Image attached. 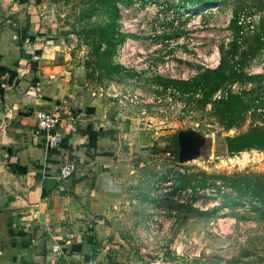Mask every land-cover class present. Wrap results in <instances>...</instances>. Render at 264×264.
<instances>
[{
    "label": "rangeland",
    "instance_id": "obj_1",
    "mask_svg": "<svg viewBox=\"0 0 264 264\" xmlns=\"http://www.w3.org/2000/svg\"><path fill=\"white\" fill-rule=\"evenodd\" d=\"M37 1V8L32 6L31 10L39 26L50 30L45 40L60 42L67 57L84 58L90 43L85 32L102 24L103 15L97 13L87 19L85 0ZM118 7L119 31L124 40L113 61L126 72L93 83L98 94L117 111L115 100L107 94L124 96L120 111L136 118V128L148 130L147 149L164 153L154 154L134 170L133 183L127 189L132 203L126 205L123 217L111 221L113 228L106 243L110 255L103 260L98 257L99 261L93 264H264V212L259 211L254 199L246 196L238 201L231 190L222 188L219 193L210 189L197 193L196 196L203 197L192 201L190 191L179 189L178 183L173 182L175 173L196 171L264 174V153L246 151L228 156L223 142L224 137L244 132L251 125L264 128V118L246 114L240 127L225 131L209 108H185L180 113L174 107L172 115L163 117L160 104L153 101L160 93L151 82L155 75L185 80L195 74L196 67L213 69L222 56L226 61L227 56L219 53L218 48L223 45L226 49L231 39L228 23L232 10L244 9L245 14L258 22L264 14V0H218L213 7H192L180 14V0H134L129 7ZM21 11L26 15V10ZM244 43L247 51L251 50L246 54L252 55L255 37H245ZM69 46L71 52L66 51ZM247 58L241 64L243 72L251 76L261 74L264 50L253 54L252 59ZM254 85L236 83L240 93L252 90ZM133 95L141 103L130 104ZM176 103L181 102L176 99ZM187 126L202 132L204 147L197 160L176 165L174 135ZM230 201L240 204L223 206ZM195 210L207 214L198 215Z\"/></svg>",
    "mask_w": 264,
    "mask_h": 264
},
{
    "label": "crops",
    "instance_id": "obj_2",
    "mask_svg": "<svg viewBox=\"0 0 264 264\" xmlns=\"http://www.w3.org/2000/svg\"><path fill=\"white\" fill-rule=\"evenodd\" d=\"M37 2L0 0V174L17 205L0 213V264H93L108 259L111 221L126 213L134 170L154 154L148 130L84 80L85 57L45 40ZM37 112L56 113V125L38 132ZM69 159L77 169L62 182Z\"/></svg>",
    "mask_w": 264,
    "mask_h": 264
},
{
    "label": "trees",
    "instance_id": "obj_3",
    "mask_svg": "<svg viewBox=\"0 0 264 264\" xmlns=\"http://www.w3.org/2000/svg\"><path fill=\"white\" fill-rule=\"evenodd\" d=\"M134 0H85L84 14L88 18L97 13L104 17L102 24L91 26L86 30V37L90 39L89 50L83 61L84 80L99 84L103 79H112L115 76L126 72L125 68L113 61V56L117 48L122 44L124 36L119 31L118 21L120 10L118 5L129 7ZM218 0H180L181 12L192 7L215 6ZM144 3V2H143ZM142 3V4H143ZM232 17L228 23L231 39L226 44L218 48L219 53H224L226 61L219 60L213 69L196 67V72L188 79L164 78L155 75L151 82L155 91H159L164 96L166 92L174 93L182 103L184 109H204L209 105L210 113L220 127L225 131L236 129L241 126L246 114L257 116L252 110L254 102L259 93L260 83L264 81V66L261 74L247 75L243 72L241 64H245V59L253 58V54H259L264 50V18L260 17L253 33L246 36L239 35V27L236 24L237 17L245 13L244 9L232 10ZM248 15V14H247ZM86 19V18H85ZM27 26L23 31H27ZM247 36L255 37V49L252 55L247 51L244 40ZM247 51V52H246ZM251 56V57H249ZM236 59V60H235ZM250 59V60H251ZM255 84L252 90L240 94H227L224 99L212 101V95L228 85L234 83ZM255 82V83H253ZM95 84V83H94ZM255 93L252 95L253 91ZM183 109V110H184ZM174 135L173 160L176 161L177 145ZM224 149L228 156L237 155L246 151H256L264 153V128L258 125H251L246 131L226 136L223 139ZM164 153L150 149L151 154ZM179 189H188L193 197L192 201H197L203 196H196L197 193L208 189L219 193L222 188H228L241 200L250 196L256 201L259 211L264 212V174H207L204 171L190 173H175V180ZM206 199V198H204ZM230 201L223 203L227 205H239L240 202ZM212 209L211 212H215ZM193 211V210H192ZM198 215H206V212H198ZM112 260V259H111ZM194 264H200L194 262Z\"/></svg>",
    "mask_w": 264,
    "mask_h": 264
},
{
    "label": "built area",
    "instance_id": "obj_4",
    "mask_svg": "<svg viewBox=\"0 0 264 264\" xmlns=\"http://www.w3.org/2000/svg\"><path fill=\"white\" fill-rule=\"evenodd\" d=\"M261 17L264 18V14ZM257 23L258 22H254L249 15L245 13L239 14L236 20V24L239 27V35L246 36L248 34L253 33ZM71 49H72L71 46L66 47V51L68 52H71ZM261 66L263 67L264 63H262ZM262 91L264 92V81L260 83L259 93L256 101L254 102V107L252 108L255 114L260 118H264V93L262 94ZM227 94H237V95L240 94L236 86V83L228 85L216 91L212 95L211 100L215 101V100L224 99L227 96ZM107 96L115 100L117 107L119 108L118 110L120 111L123 103L122 101L125 100V97L124 96L119 97L117 94H107ZM175 96L176 95L174 93L166 92L165 95L162 96L163 98L158 99V97H155L153 99V101H155L157 104H160L159 109L160 112H162L163 117L172 115L175 112L174 107L179 108L180 113L183 112L184 107L181 103H179V105L176 103L177 97ZM128 102L133 105L141 103L140 100H137L136 95H133ZM161 103L163 105H161ZM206 108H209V105H207ZM140 114L143 115L144 111L142 110ZM34 121H35V128L38 132H47L56 125L58 121V116L54 112L53 113L37 112L35 114ZM166 155L169 156L170 154L167 153ZM173 164L178 165L176 162H174V160H173ZM76 169H77V164L74 160L69 159L62 162L58 167L57 179L62 182L68 180L72 176V174L76 171ZM58 252L59 254H61L59 250Z\"/></svg>",
    "mask_w": 264,
    "mask_h": 264
},
{
    "label": "water",
    "instance_id": "obj_5",
    "mask_svg": "<svg viewBox=\"0 0 264 264\" xmlns=\"http://www.w3.org/2000/svg\"><path fill=\"white\" fill-rule=\"evenodd\" d=\"M6 10V8L0 9V24L3 22ZM175 139L177 145L176 161L178 165L195 161L200 157V151L204 147L205 142L202 132L187 126L177 131ZM10 197L13 196L0 174V213L17 208L16 198L10 201Z\"/></svg>",
    "mask_w": 264,
    "mask_h": 264
}]
</instances>
